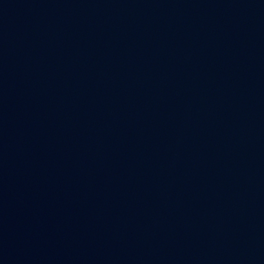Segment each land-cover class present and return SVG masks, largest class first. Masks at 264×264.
I'll use <instances>...</instances> for the list:
<instances>
[{
	"label": "water",
	"instance_id": "water-1",
	"mask_svg": "<svg viewBox=\"0 0 264 264\" xmlns=\"http://www.w3.org/2000/svg\"><path fill=\"white\" fill-rule=\"evenodd\" d=\"M0 264H264V0H0Z\"/></svg>",
	"mask_w": 264,
	"mask_h": 264
}]
</instances>
